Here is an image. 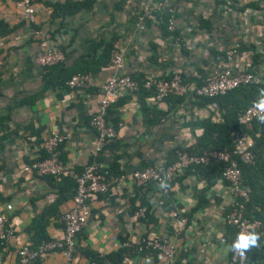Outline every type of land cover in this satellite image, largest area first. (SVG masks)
Here are the masks:
<instances>
[{"label":"crops","instance_id":"crops-1","mask_svg":"<svg viewBox=\"0 0 264 264\" xmlns=\"http://www.w3.org/2000/svg\"><path fill=\"white\" fill-rule=\"evenodd\" d=\"M88 1L93 0H36L37 32L17 0H0V212L16 232L8 244L0 242V264H19V250L33 242L34 220L60 198L57 182L31 169L48 157L46 143L56 133L68 138L62 145L67 166L82 172L88 164L98 165L106 178L111 175L110 189L91 198L92 216L79 237L82 248L75 258L69 261L53 253L42 264H110L109 256L125 247H140L144 239L168 240L177 250L176 258L126 256L123 264H231L232 229L226 221L233 202L229 187L219 183L204 194L203 181L182 177L173 183L166 205L159 187L139 189L132 181L136 170L163 168L171 147L195 144L209 116L218 117L215 107H197L190 95L176 105L151 96L148 105L168 111L160 124L152 126L145 122L137 95L126 94L109 115L118 136L100 144L90 119L99 108L102 85L120 71L111 66L96 68L88 74V89L72 90L62 80L92 59L94 44H108L115 36V47L125 57L123 75L157 77L174 69L189 77L198 75L209 61L210 78L227 62L211 50L235 48L241 50L228 64L249 69L252 53L243 47L264 44V10L241 11L223 5L222 0H94L90 10L68 17L62 14L55 20L56 7ZM161 16L173 22L170 30L185 36L186 47L163 32ZM202 21L211 30L198 29ZM191 27L198 31L190 36ZM50 37L67 57L56 82L48 67L37 61ZM201 196L206 203L198 208ZM73 205L71 197L57 207L62 216L51 217L47 228L52 239L64 238L62 217ZM140 209L145 218L149 212L155 221L138 218ZM176 214L188 220L180 237Z\"/></svg>","mask_w":264,"mask_h":264},{"label":"built area","instance_id":"built-area-1","mask_svg":"<svg viewBox=\"0 0 264 264\" xmlns=\"http://www.w3.org/2000/svg\"><path fill=\"white\" fill-rule=\"evenodd\" d=\"M17 2L23 11L25 19L31 24H36V0H17ZM170 28L174 29L173 22H171ZM43 47L44 53L37 60L40 65L49 68L66 61L67 57L65 53L52 42L51 37L43 44ZM237 55L235 49H228V60L234 62ZM111 65L115 70H119L120 74L109 77L102 85L99 108L90 119V125L96 130L100 144L114 140L118 136V127L111 124L109 119L112 107L126 94H134L139 88L137 81L128 75L121 74V71L125 68V57L119 50L112 53ZM255 79L256 75L248 71V69H237L229 64V66L210 77L207 83L198 88H195L190 83H185L184 77L179 71H175L174 76L169 80L151 76L144 82V85L147 88L155 87L156 94L154 99L159 101L163 100L170 93L184 95L189 90H194L198 95L212 97L224 94L241 84H247ZM67 85L72 90L88 89L91 85V79L88 74H76L67 82ZM256 118V110L251 107L245 113L241 114L240 122L249 125ZM237 137V149L234 154L244 163L253 164L256 159L252 149L254 144L253 140L243 134H239ZM67 140V136L56 133L46 143L48 157L38 161L31 167L41 177L54 176L61 178L63 176H69L77 181V191L74 197L73 208L67 211L62 217L65 231L64 238L44 241L37 247H32L31 245L22 247L18 252L19 264H37L39 260L53 253H61L69 261H72L81 251L82 245L79 242V237L88 227V222L92 216L91 198L109 192L110 184L105 174L100 171L98 165L88 164L83 168L82 172H78L67 166L62 158V145ZM100 144L97 146L98 150L101 149ZM215 160L232 163V166L226 169L224 176L233 183L232 194L235 197L248 199L250 197L249 190L244 187L242 169L239 166V161L234 160L232 154L228 151H209L204 152L202 155H197L196 153H190L185 150L184 152H179L178 160L166 169L148 167L136 170L133 174L132 181L139 189L152 185L157 186L162 194L167 196L171 193L173 183L181 178L188 169L194 165H208ZM118 180L119 178H113L114 182ZM162 184L165 186L162 187ZM245 212L246 205L243 201H233L231 212L226 217V221L228 224L240 228V231L251 227L256 232H260L262 230V222L249 221L245 218ZM136 215L138 218L144 219L145 211L140 209ZM175 217L179 219L177 236L180 237L188 225V220L177 214ZM15 233L9 218L0 212V241L11 242L15 237ZM260 235H264V232L262 234L260 233ZM140 246H142L140 250L145 248L158 252L160 257L169 260H174L177 256L176 248L166 239H144ZM234 262L236 264H247L246 253L241 256L235 252Z\"/></svg>","mask_w":264,"mask_h":264},{"label":"trees","instance_id":"trees-1","mask_svg":"<svg viewBox=\"0 0 264 264\" xmlns=\"http://www.w3.org/2000/svg\"><path fill=\"white\" fill-rule=\"evenodd\" d=\"M93 4L94 0L88 2L70 3L65 7H56L54 18L55 20L58 18H62V14L64 16L66 15L67 17L71 15H77L83 11L90 10ZM222 4L241 11L248 9H254L258 11L264 10V0H250V2L244 4H242L240 0H222ZM161 19L163 32L166 33L168 37L172 36L175 42L179 41V43H181L183 47H186L185 36H183V34L181 35L180 31L178 30H170L171 19H168V16H161ZM33 25L34 31L38 32L37 26H35L36 24ZM203 28L211 30L212 26L207 21H202L201 24L198 26V29L203 30ZM2 31H5L4 28H2ZM197 31V29L193 31L192 27L188 30L190 36L194 35V32L196 34ZM117 38L118 37L115 36L108 44H94L90 53L92 59H90V61L86 63H81L79 69H75L70 75L64 76L62 83H65V81L68 82L76 74H90V72H92L96 68L112 66V53L118 50L115 47ZM243 48L249 50L252 53V62L250 68L248 69V71L256 75V79L252 82H249L247 84H241L238 87L231 89L224 94H219L212 97L198 95L194 90H189L184 95L170 93L164 98L165 101L167 100L168 102H172L176 105L182 102L184 100V97L190 95V100L193 105L197 107L213 106L217 110L216 113L218 114V117L213 118V115L209 116L204 125V132L201 136L197 138L195 144L186 147L181 144L175 147H171L167 152L166 162L163 166V169H166L168 166L174 164L178 160L179 152H184L185 150L190 153H196L197 155H202L204 152L209 151H228L232 154L234 160L239 161V166L242 169V181L244 187L249 190L250 197L248 199L235 197L232 194L233 183L229 179H226L224 176L226 169L232 166V163L230 162L215 160L208 165H194L193 167L188 169L182 177H197L201 182L203 181L206 184L205 190L203 192L204 194L208 193L209 190H211L214 186L218 185L219 183H222L224 186L229 187L232 200L239 202L243 201L245 203V218L249 221L251 220L262 222V230L258 232L259 234H262V232H264V124H261L258 118H256L249 125H245V123L240 122V116L242 113H245L249 108L253 107V102L256 101L259 97L260 89H264V44L261 45V47L251 45L245 46ZM227 50L228 49L224 51L211 50V54L213 56L220 57L222 60H224V62H226L227 60L226 65L221 70L229 66ZM235 50L239 54L241 49L235 48ZM64 53L66 54V52ZM184 53L186 55L189 54L187 50ZM208 63L209 61L204 62L203 66L199 68L198 75H191L189 77H186L185 73H183L182 75L184 77V82L192 84L195 88H198L207 83V81H209L210 79L207 75L209 73V69L207 72V68L210 67V63ZM64 66L65 63H61L48 68L50 76L56 77L52 81H60L61 77L58 71H60L62 68H65ZM175 71L174 69H172L164 75L157 76V78H164L169 80L174 76ZM2 76L3 74L0 72V80L2 79ZM130 77L137 81L139 85L137 92H135L134 94L137 95L141 103L145 122L148 125L152 126L160 124L162 119H164V117L167 115L168 111L162 110L157 105L150 106L147 104V100L151 98V96H155L156 94L155 87L147 88L144 85V82L151 76L140 73L138 75H132ZM239 134H243L246 137L251 138L254 142L252 149L255 153L256 159L253 164L244 163L237 155L234 154L237 149L236 140H238L237 136H239ZM110 173L115 172L111 170ZM110 176V174H107V179ZM48 177H51L52 179H54L55 182H57L56 186L59 189L60 198L55 204L56 208L53 207L52 209L43 212L34 220L31 226V231L33 232V242L31 244L32 247H37L42 242L49 241L52 239L47 232L51 217H54L55 219H60L62 213L57 207L69 198H74L77 191V181L72 177ZM67 190H69V192H67ZM170 195L165 196L164 198L166 205H168L170 201ZM205 203L206 197L201 196L198 208H200V206L204 205ZM150 216L151 214L147 212L145 219L150 220L151 222L155 221L153 220V218L151 219ZM229 226H231L232 229L231 235L229 236V240L232 244L233 241L236 239L237 234L240 232V228L235 225ZM0 242L4 245L8 244L7 242ZM140 247H125L119 252L109 256L108 263L123 264L126 256L157 257L159 255L158 252L150 251L145 248L143 250H140ZM246 255L247 264H264V235H260L259 247L251 248L246 252ZM234 257L235 251L232 250L231 264H236L234 262ZM37 264H42L41 260H39Z\"/></svg>","mask_w":264,"mask_h":264},{"label":"clouds","instance_id":"clouds-1","mask_svg":"<svg viewBox=\"0 0 264 264\" xmlns=\"http://www.w3.org/2000/svg\"><path fill=\"white\" fill-rule=\"evenodd\" d=\"M253 108L256 110V115L261 124H264V89H260L259 97L253 102ZM164 187L165 185H161ZM260 234L249 227L246 230H241L236 239L231 245V249L241 256L253 247H259Z\"/></svg>","mask_w":264,"mask_h":264}]
</instances>
